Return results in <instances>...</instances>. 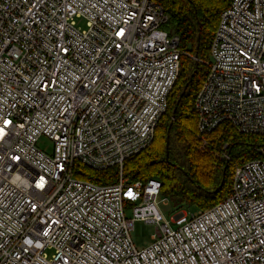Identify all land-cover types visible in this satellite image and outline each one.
<instances>
[{"label": "built area", "instance_id": "built-area-1", "mask_svg": "<svg viewBox=\"0 0 264 264\" xmlns=\"http://www.w3.org/2000/svg\"><path fill=\"white\" fill-rule=\"evenodd\" d=\"M227 1L194 99L197 134L225 123L264 137V0ZM167 22L158 0H0V264H264V160L237 166L223 201L170 219L158 180L122 176L178 77ZM74 163L117 168L118 180L75 178ZM136 222L155 227L140 249Z\"/></svg>", "mask_w": 264, "mask_h": 264}, {"label": "trees", "instance_id": "trees-1", "mask_svg": "<svg viewBox=\"0 0 264 264\" xmlns=\"http://www.w3.org/2000/svg\"><path fill=\"white\" fill-rule=\"evenodd\" d=\"M168 22L162 30L179 38V73L168 96L166 113L158 122L152 143L125 160L122 176L129 182L158 180L161 196L180 210L208 209L230 194L237 166L264 160V137L239 134L221 124L201 138L197 134L194 99L207 74L209 47L227 0H158ZM195 57L197 61L193 60ZM75 178L97 185L118 180L117 168L103 171L79 163Z\"/></svg>", "mask_w": 264, "mask_h": 264}, {"label": "rangeland", "instance_id": "rangeland-1", "mask_svg": "<svg viewBox=\"0 0 264 264\" xmlns=\"http://www.w3.org/2000/svg\"><path fill=\"white\" fill-rule=\"evenodd\" d=\"M76 26L80 28L81 30L85 29L86 27L85 20L76 19ZM208 58H209V55H208ZM37 147L47 153H50L51 148H52V143L49 140H47L45 137H41L37 141ZM160 209L167 219L172 218L174 215L180 212H185L187 215H190V214H193L199 211L194 207H190V208L182 207L180 210H177L169 202L166 205L161 203ZM130 216H131V208H129L128 206H125V217L130 218ZM154 233H155L154 226L148 225L142 222H136L134 224V229L131 233V238L135 246L138 249H140V248L146 247L147 245L151 243V236ZM51 253H52L51 251H48L47 255L50 256Z\"/></svg>", "mask_w": 264, "mask_h": 264}]
</instances>
